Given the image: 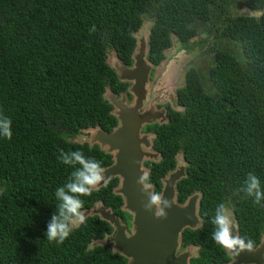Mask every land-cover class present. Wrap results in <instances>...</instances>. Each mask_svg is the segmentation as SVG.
Returning a JSON list of instances; mask_svg holds the SVG:
<instances>
[{"label":"trees","instance_id":"obj_1","mask_svg":"<svg viewBox=\"0 0 264 264\" xmlns=\"http://www.w3.org/2000/svg\"><path fill=\"white\" fill-rule=\"evenodd\" d=\"M264 9V0H0V117L12 121V138L0 136V264H127L95 241L111 233L108 223L88 217L63 243L45 233L59 201L55 191L75 170L59 151H83L107 169L112 156L77 139L116 125L104 100L106 88L123 84L107 64L111 52L131 62L134 34H147L151 61L175 39L203 67L188 65L176 108L167 122L149 127L158 153L148 182L178 166L175 202L199 196V225L181 234L179 252L195 249L189 264H229V254L211 239V219L223 202L238 234L259 245L264 236V201L235 194L248 172L264 190V18L240 14ZM76 167H79L78 165ZM106 186L82 197L84 209L102 202L122 220L124 201ZM129 217V216H128Z\"/></svg>","mask_w":264,"mask_h":264},{"label":"water","instance_id":"obj_2","mask_svg":"<svg viewBox=\"0 0 264 264\" xmlns=\"http://www.w3.org/2000/svg\"><path fill=\"white\" fill-rule=\"evenodd\" d=\"M242 10L249 9L244 7ZM146 40H148L147 36L140 41L132 69L123 67L117 57L107 62L121 83H133L135 106L126 108L124 98L122 101H118L106 88L103 98L112 105L114 111L111 115L119 122V127L112 133L105 132L99 127L88 129L84 133L89 136L87 140L89 147L96 145L100 151L112 156L113 164L105 169V177L108 182L113 178H119L118 195L123 199L127 213L132 215L130 224L132 234L127 237L125 229L121 227L118 219L112 213H101L103 220L115 229L114 238L111 241L107 239L106 244H113V251L128 259L129 264H189L192 256L188 254V248L179 252L181 234L184 230H192L199 225L200 221L197 216L199 196L194 195L188 198L183 205L175 202L176 183L184 178L185 167L178 166L162 184L160 193L172 205L166 210V219H157L154 216V209L145 211L147 194L138 184L141 175L148 177L149 174L148 170L143 167V163L158 156V154L155 156L142 151V146L148 147V141L146 138H140L139 130L143 125H149L151 121L164 115L163 111L143 116H139L137 113L146 96L144 87L149 73L143 58L148 52V44L144 43ZM173 67L174 63L170 64V68ZM172 75H175L174 69ZM175 76L176 79L166 74L157 81L154 93L158 95L159 100L155 101V104L169 103L171 108L181 111V108L175 107L174 102L175 89L178 86L176 85L178 77ZM103 185L102 183L94 191L99 190ZM96 245L102 246V243H96ZM256 249L254 253L243 252L238 257L229 254L231 258L229 264H264V236Z\"/></svg>","mask_w":264,"mask_h":264},{"label":"clouds","instance_id":"obj_3","mask_svg":"<svg viewBox=\"0 0 264 264\" xmlns=\"http://www.w3.org/2000/svg\"><path fill=\"white\" fill-rule=\"evenodd\" d=\"M250 19L259 21L264 18V9L255 8L254 10H242ZM12 121L9 117H0V136L12 138ZM58 160L64 165L72 166L75 170L68 177L67 181L55 191V197L59 201L54 214L47 226L45 233L48 241L63 243L73 228L85 223L86 214L84 209V200L103 183L107 185L105 177V168L101 162L94 158L86 157L83 151H67L58 149ZM79 167H76V166ZM138 184L144 193L147 194V203L144 205L145 211L154 209V216L157 219H166L167 212L172 205L162 193L152 191V185L148 182L146 175H141ZM244 193L247 198H252L253 203L261 205L264 201V190L261 188V181L258 176L250 171L248 172L243 184L236 190L235 194ZM264 206V205H261ZM214 226L211 239L233 257H238L243 252L254 253L256 245L252 239H246L238 234V225L227 208L226 204L219 203L211 219Z\"/></svg>","mask_w":264,"mask_h":264},{"label":"flooded vegetation","instance_id":"obj_4","mask_svg":"<svg viewBox=\"0 0 264 264\" xmlns=\"http://www.w3.org/2000/svg\"><path fill=\"white\" fill-rule=\"evenodd\" d=\"M145 27H147V26H145ZM145 27L141 26L139 31L134 34L135 44H134L133 52H132V54L130 56L131 62L129 64H124L121 61L123 67H125L127 69H132L133 68V65L135 64L134 58L138 54L137 50L139 49L140 41L145 36H147L148 32L150 31V29L145 28ZM147 42H149V41L146 40L144 43L148 44V52L143 57L144 58V62H145L146 66L149 69V73L147 75V80H146V85L144 87V90L146 91V96H145V98H144V100L142 102V107L137 110V113H138L139 116H143V115H147L149 113L153 114L154 112H155V114L157 112H162V111L164 112L163 117L160 116L157 120L151 121V124H149V125H143L142 128L139 130L140 138H146L147 141H148V147L145 148V147L142 146V148H141L142 151L146 152L148 154H153V155L156 156L158 153L155 152L154 149H153V140L155 138V135H154L153 132H150L148 130V128L149 127H153V126H161L164 123H166L167 122V118L166 117L168 115V111L170 109H173V108H171L169 103L161 104V105L155 104V101L159 100L158 95H156L154 93L155 85H156L157 81L159 79L163 78L166 74L170 75L173 78L172 70L174 68L175 75H177V77H178V81H177V84H176L178 86H176L177 88L175 89V100H174L175 106H176V101H177L176 93H177V90L183 87V84L185 83L184 81H185V76H186V73H187V69H189V68H187L186 71L180 72V68H179V65L177 63L178 62V58H179L180 54H183V53L186 54V52L181 50V45H179L177 42H175L174 38H171L170 47L167 48V49H164L162 51V59L158 63H155L154 61H151V60H154V59H152V57H151L152 55L150 54V46H149V43H147ZM115 57L116 56H115L114 52L113 53L111 52L110 54L107 55V62L108 61H112L111 59H114ZM172 63H174V67L170 68V64H172ZM121 84H123V88L119 92L113 91L110 88H108V89L110 90V93L113 94L118 101H122V99L124 98V106L129 109V108L135 106V101H136L135 94H134L135 90L134 89L132 90L133 83L124 82V83H121ZM110 106L112 108V111H111V113H112L114 110H113L112 105H110ZM151 106H152V108H151ZM118 127H119V122L116 120V125L114 126L112 131H110L108 133H112ZM158 157L159 156H156V158L151 159L150 161H152V162L146 161V162L143 163V167L148 170V173H149V169L145 165L148 164L150 166V163L155 162ZM112 164H113V162H112ZM148 176H149V174H148ZM113 179H116V181H117L116 186L113 188V192L116 195H118V190H119V187H120V181H119V178H113ZM113 179H111L109 182H107V184L110 183ZM164 181H166V178H164L162 180V184H163ZM104 186L105 185H103L102 187H104ZM151 190L154 191L153 189H151ZM121 210L129 216V217L127 216V218H129L127 221L126 220L124 221L123 219L121 220L120 217L114 211H112V209L106 208L101 201L95 203V205L91 209H89L87 211H84V212L86 214V219L88 217H97L101 221H104L103 217H101V213L102 212H104V213H112L118 219L121 227H123L125 229L126 236L129 237L132 234V231H131L132 229H131V226H130L131 221H132V215L127 213V211L125 210L124 205L121 207ZM87 212H88V215H87ZM111 228H112L111 233H106L104 238L98 239L97 241H95L94 245H96V243H100L101 242L102 243L101 247H104V248L110 247L111 250L113 251V244H106L107 239L111 241L114 238L115 229L112 226H111ZM113 252L119 254L116 251H113ZM120 256L123 257L122 255H120ZM123 258H125V257H123ZM127 264H129V260L127 261Z\"/></svg>","mask_w":264,"mask_h":264},{"label":"rangeland","instance_id":"obj_5","mask_svg":"<svg viewBox=\"0 0 264 264\" xmlns=\"http://www.w3.org/2000/svg\"><path fill=\"white\" fill-rule=\"evenodd\" d=\"M241 12V11H240ZM199 52L198 51H195L193 53H191L190 56L186 55V54H180L179 55V58H178V65H179V68H180V72L182 71H186V69L189 67L188 65L191 66L190 63H192L194 66H197L196 68H199V67H203V64H204V59L203 60H197V56H198ZM174 69V68H173ZM173 78L176 79V76L173 75ZM88 134L86 133H83L82 135H80L78 137V141L80 143H85L87 142L88 140ZM188 254H190V256H193L195 254V249H189L188 248Z\"/></svg>","mask_w":264,"mask_h":264}]
</instances>
